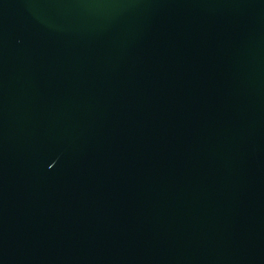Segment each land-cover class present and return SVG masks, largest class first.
Masks as SVG:
<instances>
[{
    "label": "water",
    "instance_id": "95a60500",
    "mask_svg": "<svg viewBox=\"0 0 264 264\" xmlns=\"http://www.w3.org/2000/svg\"><path fill=\"white\" fill-rule=\"evenodd\" d=\"M0 264H264V0H0Z\"/></svg>",
    "mask_w": 264,
    "mask_h": 264
}]
</instances>
